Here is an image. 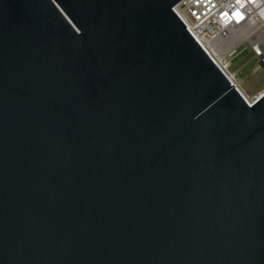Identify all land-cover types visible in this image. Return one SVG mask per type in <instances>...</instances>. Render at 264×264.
Segmentation results:
<instances>
[{
	"label": "water",
	"instance_id": "obj_1",
	"mask_svg": "<svg viewBox=\"0 0 264 264\" xmlns=\"http://www.w3.org/2000/svg\"><path fill=\"white\" fill-rule=\"evenodd\" d=\"M182 0H0V264H264V92Z\"/></svg>",
	"mask_w": 264,
	"mask_h": 264
},
{
	"label": "built area",
	"instance_id": "obj_2",
	"mask_svg": "<svg viewBox=\"0 0 264 264\" xmlns=\"http://www.w3.org/2000/svg\"><path fill=\"white\" fill-rule=\"evenodd\" d=\"M172 11L231 82L227 59L244 43L264 68V0H182Z\"/></svg>",
	"mask_w": 264,
	"mask_h": 264
},
{
	"label": "rangeland",
	"instance_id": "obj_3",
	"mask_svg": "<svg viewBox=\"0 0 264 264\" xmlns=\"http://www.w3.org/2000/svg\"><path fill=\"white\" fill-rule=\"evenodd\" d=\"M264 31V30H263ZM227 74L247 102H253L264 92V68L244 43L227 59Z\"/></svg>",
	"mask_w": 264,
	"mask_h": 264
}]
</instances>
